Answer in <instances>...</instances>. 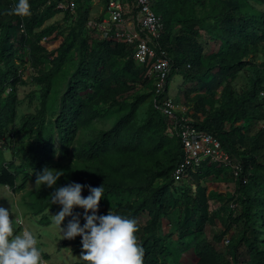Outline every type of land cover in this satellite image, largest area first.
<instances>
[{
	"label": "trees",
	"instance_id": "obj_1",
	"mask_svg": "<svg viewBox=\"0 0 264 264\" xmlns=\"http://www.w3.org/2000/svg\"><path fill=\"white\" fill-rule=\"evenodd\" d=\"M57 1L47 0L46 7L56 10ZM77 1L79 13L77 28L72 33L71 46L76 48L80 58L61 98L60 111L53 122L47 123L46 101L51 80L48 74L42 73L44 79L41 83H46L45 93L41 94L43 107L21 119L22 125L31 129V140L27 143L28 146L23 145L19 163L15 160L18 156L16 155L18 148L12 145V149H15L13 158L0 160V185H8L15 191L26 187L30 176L28 169L39 172L45 166L52 167L57 154L61 158L70 156L76 133L95 112L85 102L82 92L88 87H110L106 83L105 69L111 57H125L128 49L130 56L125 62L123 76L125 77L127 73H131L132 76L137 75V71L133 68L139 64L134 59L133 47L107 39H99L95 46H88L83 34L90 8L82 6L81 0ZM258 1L264 5V0ZM29 2L31 15L28 22L23 24L25 32L20 33L16 42L11 38L18 31V27L10 22V19L14 20L16 16L9 14L14 6L4 10V17L8 15L6 20L1 15L3 8L0 7V84L2 90L6 85L12 87L3 100H1L2 90L0 91V156H2L6 131L15 127L17 117L16 85L22 81L21 73L17 69L14 70L18 51L26 48L27 38L35 26L43 20L42 13L36 11L39 6L38 0H29ZM168 2V0H157L156 3L154 1V9L163 16L166 24V30L158 42L157 49L166 48L172 61L167 88L171 82L173 65L181 63L180 60H173L169 49H180L183 62L190 61L193 67H200L203 57V45L193 38L182 39L177 36L170 41L172 26ZM244 3L250 9L244 10ZM217 6V13L210 16L209 33L215 40H221L220 52L223 57L228 56V60L233 64H242V57L250 52L251 47L264 42V9L256 4L251 6L246 0H217ZM17 18L21 28L23 21H20V17ZM60 59L62 61L63 57ZM187 76L199 77V74L190 73ZM262 92H264V69L259 68L250 90L242 94L236 103L238 116L247 114L249 107L264 104ZM153 94L154 86L152 91L154 105ZM150 95L144 93L137 95L132 101H125L123 104L125 110L119 114L110 129L100 131L92 139L76 147L79 159L89 164L83 167L85 172L93 173L94 177L88 179L83 175L80 178L78 172L74 171L69 180L92 186L103 184L104 197L100 201V206L104 209L102 215L112 211L136 219L140 214L147 213L148 219L141 236L138 238L136 233L138 243L144 248V264H170V259L176 261L178 249L170 241L173 232H165L163 220L168 217V213L182 197L191 204L190 212L193 215L186 218L184 224L180 219L175 220V229H184V236L194 233L191 242L182 241L180 244L183 249H194L197 260L193 264H264V163L256 160L254 156L249 162L243 163V175L248 169L250 170L248 167L254 170L251 169L249 176L243 177L240 183L237 198L241 211L231 219L227 229H231L237 222H242L243 225L237 235L231 236L226 250H222L215 242H220L227 231L214 234V241L203 235L205 222L208 220L209 195L206 188L197 185L189 194L190 188L179 184L173 176L175 168L183 159L184 151L180 136L173 131L171 134L167 132L172 122L168 123L165 118H159L160 113L155 105L154 112L148 115L142 124L138 125L135 120L138 108ZM260 98L263 102H260ZM113 104H118V101L114 100ZM191 123L214 133L222 140L225 147L226 145L229 147L226 137L217 133V127L210 119L203 123L194 121ZM241 146L232 150L238 153ZM251 150V147L244 149L247 153ZM204 167L194 174L199 179ZM84 193H89L88 188L84 189L82 195ZM199 215H201V223L195 225L194 219ZM81 250L80 243L77 252L81 253ZM244 253L247 257H243ZM75 264H87V262L81 258Z\"/></svg>",
	"mask_w": 264,
	"mask_h": 264
},
{
	"label": "rangeland",
	"instance_id": "obj_2",
	"mask_svg": "<svg viewBox=\"0 0 264 264\" xmlns=\"http://www.w3.org/2000/svg\"><path fill=\"white\" fill-rule=\"evenodd\" d=\"M154 1L157 2V0ZM168 1L170 25L172 26L170 41L179 36L182 39L193 38L203 45L202 65L200 67L191 66L190 61L183 62L180 49H169L173 60H180L181 63L173 65L168 95L175 100L178 110L183 111L182 114H185L190 121L203 123L210 119L214 122L213 124L218 130L217 133L225 136L228 140L229 147L226 145V149L235 161L239 160L243 164L246 161L249 162L254 156L256 160L264 163V104L249 107L246 111L247 114L240 116L236 110V103L239 98L250 90L257 69H264V42H259L257 46L251 47L250 52L242 57V64H233L228 60V56L223 57L220 52L221 40H215L209 33L210 16L218 11L217 0ZM246 1L251 6L256 4L259 8L264 9V5L258 0ZM16 2L17 0H0V7L3 8L1 15L4 20L8 18V15L4 17V10L9 6H14ZM80 3L85 8H90L83 37L88 46L93 47L101 38L95 30L88 26V20L103 13L105 10L104 2L103 0H81ZM37 5L39 6L36 11L42 13L43 20L35 26L27 38L26 48H21L18 51V60L14 70L17 69L21 73L22 81L16 85L17 117L15 127L6 131L0 160L13 158L15 149H12V145L16 149L18 148L16 154L18 156L15 157V160L19 163L23 145H27L31 140V129L28 126H23L21 119L34 114L43 107L41 94L45 93L46 83H41L44 79L41 74H48L51 80L46 101L48 108L46 119L47 123H50L60 111L61 98L80 58L76 48L71 46L72 33L77 28L78 8L75 11L63 12L57 9H48L46 7L47 0H38ZM243 8L244 10L250 9L245 3ZM30 15L24 17L15 15L14 20L13 18L10 19V22L18 27V31L11 38L14 42L22 33L17 17H20V21H23L22 24H24L28 22ZM45 36H47L46 40L44 39ZM126 52L125 57L115 56L108 60L105 79L110 86L109 88L100 86L97 88L88 87L83 90L85 102L95 112L93 117L85 121L76 133L70 156L67 158H61L59 154L55 156L52 168L65 171L57 185L53 188L44 186L38 191L35 188L36 173L38 172L33 169H28L30 176L24 189L15 191L8 185H0V197L8 196L24 220L23 225L14 226V232H22L25 227L34 232L38 239V246L43 253L44 264H75L81 260V253L77 252V248L82 237L61 239L59 228L51 223L52 215L59 212L61 208L60 205H52L51 203L50 194L54 188L70 183L69 177L74 171L78 172L80 178L83 175L88 179L94 177L93 173L85 172L83 167L89 164L79 159L76 154V147L92 139L100 131L110 129L115 124L119 114L125 110L124 102L134 100L137 95L151 94L138 108L135 119L137 124H142L146 117L154 112L152 103L154 77L150 65L138 66L135 64L136 67L133 70L137 71V75L132 76L131 73H127L124 77L125 62L130 56L128 49ZM61 57H63L62 61ZM24 60L26 61L24 62ZM190 73H198L199 77L187 76ZM9 91L2 92L1 100L6 98ZM114 100H117L118 104H113ZM260 102H263L262 98H260ZM159 113V118H165L168 123L172 121L160 111ZM171 131V128L168 127L167 132L171 134ZM237 146H241L238 153L232 150ZM247 147L252 149L248 153L244 151ZM248 168L252 169L251 167ZM250 170L248 169L247 173L243 175V165V172L240 176H235L230 168L207 163L201 179L194 175L192 179L179 180V184L190 188L189 194L192 188L197 185L206 188L209 195L208 220L205 222L203 235L214 241V234L227 231L220 242H215L222 250H226V240L234 234L237 235L242 228V222H237L231 229H227L231 219L241 211L237 198L238 188L243 177L249 176ZM256 170L260 169L256 168ZM88 194L84 193L83 195L87 196ZM232 203H236V207H232ZM0 206L9 209L12 207L11 202L6 197L0 198ZM103 210L100 206L99 214ZM190 210L191 204L186 200L184 201L182 197L168 213V217L163 220L165 232H173L170 241L178 249L175 256L176 261L170 259V264H193L197 260L193 248L183 249L180 246L182 241L191 242L194 233L184 236V229H175V220L180 219V222L184 224L186 218L193 215ZM83 211L80 207L74 209V214H81V224L84 223ZM71 218L66 217L64 225ZM147 219V213H142L136 218L138 238L142 234ZM194 221L196 222L195 225L200 224L201 215L197 216ZM243 257H247L245 253Z\"/></svg>",
	"mask_w": 264,
	"mask_h": 264
},
{
	"label": "clouds",
	"instance_id": "obj_3",
	"mask_svg": "<svg viewBox=\"0 0 264 264\" xmlns=\"http://www.w3.org/2000/svg\"><path fill=\"white\" fill-rule=\"evenodd\" d=\"M9 14L30 15L29 0H17ZM64 174L63 169L45 166L36 173L35 188L38 191L44 186L53 188ZM85 188L89 190L87 196L82 195ZM50 195L52 205L61 206L60 211L52 215L51 223L59 228L61 239L82 237L80 257L87 264H144V248L136 236V219L112 211L99 214L103 184L92 186L72 181L55 187ZM5 197L12 207L0 206V264H44L34 232L27 227L22 232H14V226L23 225L24 220L8 196L0 198ZM76 207L84 210L83 224L81 214H74ZM66 217L72 218L64 225Z\"/></svg>",
	"mask_w": 264,
	"mask_h": 264
},
{
	"label": "built area",
	"instance_id": "obj_4",
	"mask_svg": "<svg viewBox=\"0 0 264 264\" xmlns=\"http://www.w3.org/2000/svg\"><path fill=\"white\" fill-rule=\"evenodd\" d=\"M102 14L88 20V26L101 39L114 40L133 47L134 59L141 66L150 65L154 77L153 102L156 108L172 121L171 129L182 141L183 159L178 163L173 176L179 180L192 179L206 163L230 168L235 176L243 172V164L235 161L222 140L214 133L191 123L183 111L178 110L175 100L168 95L167 83L172 61L166 48L159 47L166 24L164 18L154 9V0H103ZM77 0H58V11H75ZM21 31L25 32L22 24ZM47 36L44 37L46 40ZM6 85L0 91L11 90ZM164 94V95H163ZM264 95V92H262ZM232 203V207H236ZM229 239L226 240L228 244Z\"/></svg>",
	"mask_w": 264,
	"mask_h": 264
}]
</instances>
